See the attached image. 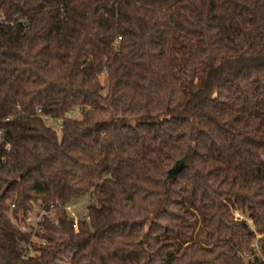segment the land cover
Returning a JSON list of instances; mask_svg holds the SVG:
<instances>
[{
    "label": "trees",
    "instance_id": "trees-1",
    "mask_svg": "<svg viewBox=\"0 0 264 264\" xmlns=\"http://www.w3.org/2000/svg\"><path fill=\"white\" fill-rule=\"evenodd\" d=\"M0 129V264L264 256V0H0Z\"/></svg>",
    "mask_w": 264,
    "mask_h": 264
},
{
    "label": "rangeland",
    "instance_id": "rangeland-1",
    "mask_svg": "<svg viewBox=\"0 0 264 264\" xmlns=\"http://www.w3.org/2000/svg\"><path fill=\"white\" fill-rule=\"evenodd\" d=\"M52 127L58 129L59 126L56 122H50L49 123ZM222 163L224 164V166L226 168L229 167V162L225 159L222 160ZM89 203V197H86L84 199H82L81 201H78V203H75L73 205L70 206V209L68 211L69 215L74 219L77 220H83L87 214V206ZM39 211H35L29 220L30 224H34L37 217H38ZM72 255V251L71 250H67L64 249L59 255H58V259L55 261L54 264H69V258Z\"/></svg>",
    "mask_w": 264,
    "mask_h": 264
},
{
    "label": "built area",
    "instance_id": "built-area-1",
    "mask_svg": "<svg viewBox=\"0 0 264 264\" xmlns=\"http://www.w3.org/2000/svg\"><path fill=\"white\" fill-rule=\"evenodd\" d=\"M2 137H3V131L0 129V139H2ZM59 207L61 208V206H59ZM51 209H53V208H51ZM69 209H70V207L67 208V211H69ZM47 215H49V213L43 211L40 215H38L33 226L37 227L38 224L41 223L43 221V218ZM85 218H86V216H85ZM235 218L237 221L243 220V217L238 212L235 213ZM78 223H79V220L74 218L73 228L75 231H78ZM54 224L58 225L57 222H55ZM258 241H259V237H257V239L253 245L254 254H251V253L250 254L249 253L240 254V258L246 264H251L256 260H260L262 263H264V256L262 254L261 247L259 246Z\"/></svg>",
    "mask_w": 264,
    "mask_h": 264
}]
</instances>
